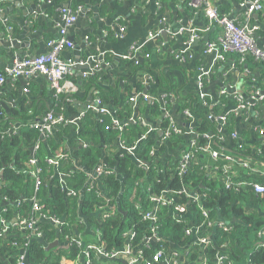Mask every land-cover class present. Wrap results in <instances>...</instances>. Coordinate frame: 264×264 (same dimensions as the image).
<instances>
[{"label": "trees", "instance_id": "16d2710c", "mask_svg": "<svg viewBox=\"0 0 264 264\" xmlns=\"http://www.w3.org/2000/svg\"><path fill=\"white\" fill-rule=\"evenodd\" d=\"M63 1L68 3L70 8L76 9L84 5L85 0ZM95 1L93 0V2ZM185 2L187 4L188 0H185ZM52 7L48 10L52 9ZM188 10L195 12L204 23L207 22L201 9L188 6ZM218 13L227 14V11L225 8H218ZM257 35H259V32ZM228 52L233 56L232 58L235 59L236 64H238L241 54L237 51ZM260 64L264 65V62H257L255 56L248 52L244 55V61L242 64H239V67L243 68L246 66L248 70H253ZM143 66H145V62H141L134 67L135 69H144ZM178 68L185 73L186 78L191 76L192 70L187 71L181 65H178ZM96 76L95 74L84 80L82 85L84 84L86 88L95 86L98 90L97 95L102 103L106 104L109 100L116 102L117 94L113 90H105L98 86L94 81V77ZM158 80L160 90H167L178 97L177 111L189 109L200 120V124L194 126V129L198 133H205L209 130L214 131L209 115L220 112V103L224 102V97L221 98L220 103L210 109V100L204 98L203 101L206 102L201 101L195 89L186 90L184 86H176L161 74L158 76ZM169 102H167L168 105ZM125 108L130 112V105H125ZM54 110L59 111L60 107H56ZM140 112H143L142 109H140ZM158 112L155 103L152 104L150 106V114L153 116ZM11 114L17 116L20 112L14 109L11 111ZM21 117L23 118L24 116ZM98 117L102 118L101 122L98 121ZM114 118L122 120L119 112L108 111V113L100 115L95 114L93 111H88L84 117V121L81 123L79 133L74 135L75 139L72 138L75 141L81 138L88 145L80 149L75 148L74 152L70 154L72 157L69 161L63 162L58 170L68 169L72 165V161L75 162L74 159H76L79 165H85L87 169L91 168L102 156L100 144L104 143L108 144V146L114 145L116 142H123L125 146L136 144L138 134H141L143 131L139 121L135 119L134 122H128L120 130L112 123ZM32 120L24 119L19 122L20 129L17 134L0 140V171L2 172V176L0 177V216L3 215L10 221L18 214L22 216L29 215L32 208L30 198L35 196L40 204H42V212L45 215L56 216L58 219H62L64 224L55 228L49 220H39L44 241L33 239L30 236L26 245H24V237L28 234L27 231L24 233L18 232L14 226H10L7 235L0 232V264H16L17 255L23 253L26 260L31 264H81L78 262L81 248L76 243L67 244L66 247L45 249V243H49L54 237L57 236L58 239L63 240L65 239V234H73L71 224L76 217L78 205L76 197L73 198L66 195L64 188L56 176V167L49 166L46 156L42 157L44 151H48V148L51 154L53 150L55 151V146H57V142L55 143L54 140L55 136L60 137L62 134L70 132L71 129L69 127L57 129L55 135L53 134L46 138L45 145L42 142L41 131L29 127V123ZM227 120L228 124L224 128L227 133L234 132L235 119L228 116ZM7 123L14 122L8 120ZM165 124L166 122L164 121L162 125ZM239 134L240 140H231L224 150L238 158L254 160L264 165V142L257 137V130L242 128ZM200 141L203 142L205 140L202 138ZM35 144H38L39 147L34 155L38 158V162L43 168L41 184L37 190L31 176L23 172L25 164L30 157V148L34 147ZM151 144L152 139L150 137L143 140L140 143V147L136 150L138 152L136 156L138 155V158L143 157ZM212 145L214 148H221L218 143ZM104 162L111 164V160L107 157ZM114 164H116L115 171L119 177H116L114 173L105 175L100 182L106 193L104 195H97L95 192H85L81 202L82 213L89 214V210L96 207V205H104L106 197L114 198L113 201L117 205L114 217L94 219L93 216L90 220L94 230H99L100 239L103 240L107 249H121L126 241L124 233L127 230H131L134 232V236L130 244L134 248L141 249L144 257L149 258L160 247L164 248V253L161 256L164 257L172 249L182 252V248L192 243L193 236L200 237L211 233L213 234V241H210L203 247L196 243L189 253V259L197 262L196 254L199 247H201L203 258L208 259L209 264H216L215 257L220 253L226 255L228 260L236 264H244L246 261H249V264H264V213L261 214V211L257 209V211L252 210L246 214L243 212V206L240 205L242 202L244 204L249 202L253 207L260 209L264 204V192L261 194L256 193L252 188L236 191L234 188L226 187L224 184L215 181L211 176H207L198 165L192 166V169H189L185 175H174L173 178H169L165 174H159L158 181H154L153 172H151L152 174L147 179L148 182L152 181L150 191L160 195L162 190L168 188L167 194L172 196L174 203L185 205L190 216L187 217L185 214L184 217H175L171 214L172 205L161 206L160 210L156 212V227L161 239L156 244L146 245L143 242L152 233L150 229L151 221L143 219L142 214L153 207L152 202L147 197L148 190L145 189L147 181L145 179L143 187L140 189L143 195L141 197L140 195L134 197L132 195V191L135 189L134 183L143 174L133 164L132 159L126 155L113 160L112 165ZM85 177L86 173L83 170L70 176L67 178L68 188L77 190L76 192L79 194L78 190L82 188ZM257 178V181L264 185V175H258ZM121 181L125 189L120 194ZM95 189L99 190L98 183H96ZM190 192L199 194L200 199L193 202L189 198ZM16 200H19L18 205L15 202ZM3 208H5V212ZM201 208L207 209L212 219L213 217H219L222 220L230 221V229L224 230L218 225L210 227L203 225L195 233H191V235L186 234L185 230L188 225L195 227L204 222L200 213ZM14 243L19 244L17 249L13 248ZM91 260H93V257ZM117 262L118 264H124L121 260ZM93 263L94 260L90 264Z\"/></svg>", "mask_w": 264, "mask_h": 264}, {"label": "crops", "instance_id": "0c3cea01", "mask_svg": "<svg viewBox=\"0 0 264 264\" xmlns=\"http://www.w3.org/2000/svg\"><path fill=\"white\" fill-rule=\"evenodd\" d=\"M213 2L218 8H225L232 19L237 17L241 11L239 0H213ZM64 4L66 3L63 0H57V2L56 0H0V70L8 67L15 58L32 57L47 50L46 41L50 38H56L57 35L55 25L57 8ZM51 6H53L52 9L48 10ZM83 6L85 15L79 16L77 21L67 31L68 36L74 42V46L65 49L60 55L64 60L78 63V67L75 68L76 74L72 77H66L61 83L62 85L63 82L69 81L72 85L64 88L59 97L56 98L53 96V91L48 81L42 76L33 75L18 77L14 81L7 80L1 89L0 101L6 103L8 111L0 108V129L3 128L8 120H12L19 125V122L24 119L31 120L45 111L53 110L52 108L54 107V109L56 107L62 108L66 117H73L83 111L93 101V92L96 89L95 86L86 88L84 84L82 85L81 73L87 66L85 63L89 57H94L93 62L97 60L100 65L97 76L94 77L97 85L105 90H113L117 94V101L109 100L106 105L109 111L121 114L122 120L120 122L123 125L129 117L136 119L138 114H140V109L143 111L142 116L148 127L157 125L162 121L163 112L161 106L164 97L160 94L161 90L158 86V76L160 74L174 85L184 86L186 90L195 89L198 93L201 90L206 95H209L212 101H216L222 91L229 93L236 91L247 95L246 91L252 87L264 90V67L262 66L253 70H248L246 66L243 68L239 67L236 69L238 72L233 71L230 77L225 74L227 67L232 62L230 57H233L229 52L224 55L225 58L223 60L215 62L213 71H209L208 75H205L203 85L202 83L200 84L199 77L201 73L197 70L196 65L202 63L206 69H210V65L218 52L212 50L202 53V49L206 41L215 40L216 33L209 28L206 32H203L199 40L188 46L186 45L184 36L179 33L180 29L189 26L203 28L204 23L199 19L198 15L188 10V4H186L185 0H142L141 4H137V0H96L95 2L93 0H85ZM44 12L45 14L43 15ZM163 14L166 16V25L164 26L166 30L163 31L165 32V37L161 34L159 38L150 39V32L158 26ZM254 14L258 15L257 17L252 16L250 21L259 27L256 44L262 48L264 47V10ZM116 24H120L124 28L121 35H118L119 30L114 26ZM112 27L115 28L111 30ZM8 29L12 31L9 32ZM86 39L89 43H86ZM3 43H8V45ZM137 45L143 46L141 53H139V56L142 57L140 63L145 62L144 70L150 76L152 75L148 86H143V77L141 76L144 73L136 71L133 66V59L128 56L131 47H136ZM186 47L192 58L179 61L175 58L176 53ZM178 65L183 66L187 71L192 70L191 76L186 78L185 73L178 68ZM78 82L80 83L78 84ZM229 83H232L233 90L228 88ZM76 85L78 87L75 89L74 86ZM139 92H148L151 97L158 98L155 102L159 111L157 114L153 116L150 114V106L153 102L150 101L149 103L139 97ZM165 100H167V97H165ZM127 104L130 105V112L125 108ZM14 109L19 110L20 114L17 116L12 115L11 111ZM232 110L229 109V105L225 104L221 106L219 113L226 115ZM21 116H24V119ZM251 117H255L254 112L251 113ZM256 122L264 124V101L260 107L259 118ZM176 123L180 127L187 128L181 118H178ZM218 124L220 123H212L216 134L221 132ZM140 127L143 131L138 134L137 140L146 134V128L142 125ZM72 138L75 139L71 131L62 134L60 137L55 136V143L57 142L55 151L62 150L71 154L75 148L80 149V143ZM152 139L154 140V153L159 149V158L156 160L158 162H154L155 166L164 168L166 165L175 163L178 160L181 141L171 139L160 145L161 138L157 133L152 135ZM42 142L46 145V138H42ZM140 142H137V148L140 147ZM100 149L102 156L98 162L89 169L81 164L80 167L88 171V174L91 175L90 178H94V183H98L100 189L101 184L97 181L100 175L97 173L96 167L103 164L107 157L111 160L110 166L116 169V164L112 165L113 160L126 155L132 159L133 164L143 174L141 178L135 181V189L132 191L134 197L139 195L141 197L143 193L141 194L140 189L143 187L145 179L147 181L146 184L148 183L147 179L152 174L151 160L155 159V156H150L149 152L146 151L143 157L138 158L136 150L133 153L120 148L119 142L111 146L104 143L100 144ZM36 150L38 148L35 149L33 146L30 148V157H33ZM55 151L53 150L52 154ZM50 155L48 148V151L45 150L42 157L46 156L47 158ZM152 175L155 176V173L153 172ZM87 184L90 185L89 180L88 182L85 181L79 197H76L78 202L76 217L71 224L73 235L79 236L83 240H89L94 235V227L90 220L93 216L94 219H99L100 215V210L97 207L89 210V214L82 213L83 189ZM240 205L243 206V212L245 208L249 210L246 214L252 210L257 211V209L261 211V214L264 213V204L260 209L253 207L249 202H246V204L242 202ZM60 222L64 221L60 219ZM54 226L57 228L56 225ZM54 240L59 242L55 247L67 246V242L60 238L58 239L57 236L52 241ZM180 260L182 264H191L189 262L190 259L185 260L183 258ZM196 260L197 262L202 260L201 247H199L196 254ZM79 263L85 264L84 259L80 257ZM93 264H111V261L99 257L98 259L95 258ZM244 264L249 263L246 261Z\"/></svg>", "mask_w": 264, "mask_h": 264}, {"label": "built area", "instance_id": "2783aa9c", "mask_svg": "<svg viewBox=\"0 0 264 264\" xmlns=\"http://www.w3.org/2000/svg\"><path fill=\"white\" fill-rule=\"evenodd\" d=\"M141 2L142 0H137V4H141ZM187 4L189 7L202 10L203 16L207 21V25L203 22V28L189 26L180 29L179 33L181 36H184L186 45L188 46L194 41L199 40L203 32H206V30L209 28H211V30L213 29L214 33H216L215 40L206 41L204 43V48L202 49V53H207L212 50L218 52L214 61L210 65V69H206L202 63L196 65L197 70L201 73L199 77L201 81L200 84L202 83L203 85L205 75H208L209 71H213L215 62L218 60H223L225 58L224 55L228 51H237L241 54L240 58L238 59V64H236L235 59L230 57L232 58V62L230 63V66L227 67L225 72L228 77L231 76L233 71L238 72L236 69L239 68V64L243 63L244 55L248 52L255 56L257 62H264V47L260 48L256 44L259 27L255 24H252L250 21L254 13H260L264 10V0H239V7L241 11L237 17L233 19L229 17V13L219 14L218 7L214 4L213 0H188ZM193 13L195 14V12ZM44 14L45 12L43 15ZM82 15H85V8L83 5L76 9L70 8L68 3L60 5L56 11V38H50L46 41L47 50L44 53L39 55L37 54L36 56L32 57L23 56L15 58L8 67L0 70V94L1 89L7 80L14 81L18 77L38 75L42 76L48 81L50 88L53 91V96L56 98L59 97L62 92V81L66 77L74 76L76 74L75 66H78L77 62L64 60L60 55L65 49L72 48L74 46V42L69 38L67 31L77 21L78 17ZM165 18L166 16L163 14L158 26L152 32H150V39L159 38L162 32L166 30L164 27L166 25ZM114 26L119 30L118 35H121L124 28L120 24H116ZM115 27H112L111 30H113ZM85 41L86 43H89L87 39ZM142 49V45L131 47L128 56L129 58L133 59V66L138 65L142 60V57L139 56V53H141ZM93 58L94 57H89L92 62ZM175 58L179 61H184L185 59L192 57L190 56V52L186 47L176 53ZM198 61L201 62L200 60ZM85 64L87 65V69L85 71L83 70L81 73V78L83 81L97 74V71H99L98 68L100 66L97 60L92 63L93 65L88 64V61H86ZM260 66L264 67L263 64H260L257 66V68ZM136 71L144 73L141 76L143 77L142 84L143 86H148L149 81L152 79V75L150 76L149 73L141 68L136 69ZM228 88L230 90L234 89L232 83L228 84ZM97 93L98 90L95 89L93 92V101H91V103H89L85 109L77 115L73 117H66L62 108H60L59 111L54 109L48 110L33 118V120L29 123V127L40 130L42 134L41 138H48L49 136L53 135L57 129L62 127H69L73 134L77 135L80 131L81 123L84 121V117L88 111H93L95 114L100 115L106 114L109 111L108 106L100 101ZM246 93L247 95L236 91H232L231 93L222 91L218 99L216 101H212L209 95H206L201 90H199L198 94L201 101H203L204 98H208L210 100V109H212L214 105L220 103L222 97H224V102L220 103L221 106L227 104L229 105V109H233L226 115L220 113L209 115L210 121L213 124L216 122L220 123L218 125L221 129V132L216 134V132L212 130H209L205 133H198L194 129V126L200 124V120H198L189 109L177 111L176 107L179 101L178 97L172 94V92L161 90L160 94L162 97H164L161 106L163 112L162 121L157 125L148 127L147 122L144 120L142 113L140 112L136 119L143 127L146 128V134L143 136L141 135L142 137L136 141V144L139 141L142 142L143 140L147 139L149 134H151L149 137L152 139V135L157 133L161 138L160 145H163V142L165 141L177 139L181 141V147L179 148L180 154L178 155V160L175 163H170V165L168 164L164 168H158L155 166L154 162H158L156 160L159 158V149L154 153V140L152 139V144L149 149L147 148V152H149L150 156H155V159L151 160L152 163L150 164L152 165V172L155 173V176H153L154 181H158L159 174L168 175L169 178H173L174 175H185L188 173L189 169H192V166L198 165L207 176H211L215 181L224 184L226 187L234 188L236 191L240 189L252 188L256 193H263L264 185L257 181V176L264 175V165L254 160L238 158L224 150V148L229 145L231 140H240L239 133L242 128L257 130V137L264 142V124L256 122L259 118L260 107L264 101V90H258L252 87L246 91ZM139 97L147 100L149 103L152 101V104H154L158 99L151 97L150 93L148 92H139ZM165 97H167V100H165ZM168 101H170L169 105L167 104ZM203 102L205 103L206 101ZM252 112L255 114L254 118L251 117ZM228 116H231L236 121L234 128L235 131L230 133H227L226 129L224 128V126L228 124ZM178 118L183 119L184 125L187 126V128L178 126L176 123ZM98 121L101 122L102 118L98 117ZM134 121V118L129 117L126 119L125 124L123 125L121 124L120 120L114 118L112 123L116 128L122 130L128 122ZM164 121L166 124L162 125ZM19 129V125L16 123H5L3 128L0 129V140L5 137H9L10 135L17 134ZM202 138H204L205 141L201 142L200 140ZM252 139H254V137H252ZM76 140L80 143L81 147H86L88 145L81 138ZM214 143H218L221 148H214L212 145ZM136 144L125 146L123 142H119L120 148L132 151L133 153L137 148ZM38 147L39 145L35 144L34 148L37 149ZM71 157L72 156L68 152L56 150L53 154L47 157L46 160L49 166L56 167V176L64 188L66 195L69 197L78 198L81 189L78 190L79 194H77V190L68 188L67 178L82 171L83 169L80 167L81 165H79L76 159H74L75 162L72 161V165L68 169L58 170L60 165L63 162L69 161ZM96 170L100 175V178L97 179L99 182H101L102 177L105 175L113 173L117 174L115 169L107 162L98 165ZM83 171L86 173L85 181L88 182L89 180L90 182V185H88V183L83 189L84 193L95 192L97 195H104L106 193L104 188H100V191L95 189L96 183H94V178H90L91 175L88 174V171ZM23 172L31 176L35 182V189L37 190L41 184V174L43 172V168L39 164L38 158L36 156L33 155V157H29ZM117 176L118 175H116V177ZM151 182H148V185L145 183V189L148 190L147 197L148 200L152 202L153 207L142 214L143 219L151 221L150 229L152 233L147 236L143 242L146 245L156 244V242L161 239L156 227V212L160 210L161 206L172 205L171 214H173L175 217H184L185 214L187 217L190 216L185 205L174 203L172 196L167 194L168 188L162 190L160 195L152 193L150 191V187L152 185ZM189 198L193 202H196L200 199V196L197 193L190 192ZM113 199L114 198L106 197V203L104 205H96V207L100 210V219H108L116 215L117 205ZM30 201L32 202V208L29 215L22 216L18 214L10 221L7 220L3 215L0 216V232L2 234L7 235L10 230V226H14L18 232H28V234L24 237V245L28 243L30 236H32L33 239H43V231L39 226V220H49L57 227L64 224L63 222H60V219H58L56 216L45 215L42 212V204H40L35 196H32ZM15 202L17 205L19 204V200H16ZM3 211L5 212V208H3ZM200 213L204 222L195 227L188 225L185 230L186 234L191 235V233H195L203 225L206 227L218 225L224 230H228L231 227V222L228 220H222L219 217H213L212 219L207 209L201 208ZM178 221H180V219H178ZM124 235L126 236V241L124 242L123 247L118 250L106 248L105 243L102 239H100V232L98 229L94 230L95 237L92 240H83L81 237L75 236L73 234H65V239L63 240H65L67 244L76 243L81 248L79 258H83L85 264H90L91 261L95 260V258L98 259L99 257L108 259L111 261V264H118L117 261L119 260H121L124 264H182L180 259L185 258V260H189V253L196 243L203 247L206 246L210 241H213V234L211 233H207L206 236H193L192 243L187 247L182 248V252L173 250L171 248L172 250L167 255L161 257L164 253V248L160 247L153 255H151L149 258H146L143 256L141 249L134 248L130 244V241L134 236V232L127 230ZM18 247V243L13 244L14 249H17ZM92 257L93 260H91ZM190 260L189 262L191 264H209L208 259L203 258V254L202 260L200 262ZM247 262L249 263V261ZM215 263L236 264L231 260H228L227 256L222 255L221 253L215 257ZM16 264H27L24 253L17 255Z\"/></svg>", "mask_w": 264, "mask_h": 264}, {"label": "water", "instance_id": "95a60500", "mask_svg": "<svg viewBox=\"0 0 264 264\" xmlns=\"http://www.w3.org/2000/svg\"><path fill=\"white\" fill-rule=\"evenodd\" d=\"M257 15L258 14H254L253 15V17H257ZM8 31L9 32H11L12 30L11 29H8ZM162 35H163V37H165V32H162ZM70 38V37H69ZM71 39V38H70ZM4 44V43H3ZM7 45H8V43H6ZM6 44H4V45H6ZM141 59V58H140ZM92 63V60L91 59H88V64H91ZM76 67H78V66H75V68ZM87 69V66L85 67V69H84V71ZM80 82H78V84H79ZM72 84L69 82V81H65V82H63V84H62V90L64 89V88H67V87H70ZM75 87V89L78 87L77 85L76 86H74ZM262 92V91H261ZM0 108H2V109H4L5 111H8V106L6 105V103H4L3 101H0ZM159 134H160V132H159ZM79 147H81V145H79ZM0 176H2V172L0 173ZM119 177V176H118ZM124 189H125V186H124V184H123V182L121 181V191H120V194L121 193H123V191H124ZM120 196V195H119ZM41 241H43L42 239H40ZM58 240H54V241H52V242H50V243H47V244H45V249L46 250H49V249H52V248H54L55 246H57L58 245ZM27 264H31L28 260H27Z\"/></svg>", "mask_w": 264, "mask_h": 264}, {"label": "rangeland", "instance_id": "374dc122", "mask_svg": "<svg viewBox=\"0 0 264 264\" xmlns=\"http://www.w3.org/2000/svg\"><path fill=\"white\" fill-rule=\"evenodd\" d=\"M244 212L247 213V212H249V210H248L247 208H245V209H244ZM92 239H94V235L91 236V240H92Z\"/></svg>", "mask_w": 264, "mask_h": 264}, {"label": "flooded vegetation", "instance_id": "af4514ba", "mask_svg": "<svg viewBox=\"0 0 264 264\" xmlns=\"http://www.w3.org/2000/svg\"><path fill=\"white\" fill-rule=\"evenodd\" d=\"M118 175V174H117Z\"/></svg>", "mask_w": 264, "mask_h": 264}]
</instances>
